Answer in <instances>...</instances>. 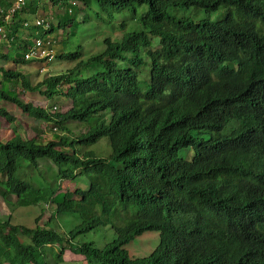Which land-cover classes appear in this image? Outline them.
Instances as JSON below:
<instances>
[{"label": "trees", "instance_id": "trees-1", "mask_svg": "<svg viewBox=\"0 0 264 264\" xmlns=\"http://www.w3.org/2000/svg\"><path fill=\"white\" fill-rule=\"evenodd\" d=\"M31 2L37 12L31 0L7 19L13 3L0 0V26L11 42L0 58L12 63L0 71L21 79L24 90L64 93L72 106L52 110L0 87V99L62 131L47 143L19 131L0 141V195L51 188L39 179L46 159L61 179L80 175L83 192L69 198L52 188L43 227L38 218L28 226L0 216V264H61L67 249L87 264H264V0H51L73 9L57 27L78 24L81 37L87 24L93 31L144 10L129 26L119 21L121 37L109 34L87 59L84 43L62 50L57 58L76 65L36 83L16 68L35 59L25 57L29 47L18 51L28 45L22 30L36 38L57 27L45 11L35 19L48 28L29 24ZM86 67L92 70L84 74ZM0 116L14 120L3 108ZM72 121L88 128L74 131ZM107 225L116 237L104 246L82 239ZM151 230L160 243L150 254L123 250Z\"/></svg>", "mask_w": 264, "mask_h": 264}, {"label": "rangeland", "instance_id": "rangeland-1", "mask_svg": "<svg viewBox=\"0 0 264 264\" xmlns=\"http://www.w3.org/2000/svg\"><path fill=\"white\" fill-rule=\"evenodd\" d=\"M38 10L34 11L33 2L28 4L29 15L27 21L32 24L35 21L36 14L42 16L45 11L46 17L51 23L58 26L59 21L62 16L71 7H66V5L53 6L51 0H37ZM82 6H84L81 3ZM73 10V9H72ZM69 10L68 13H70ZM144 10V7H139L137 11L128 10L123 14L117 16L111 25H104L102 23H97L94 25L93 31L90 29L89 25H86V30L84 35L81 37L80 28L78 24L67 26L66 30L62 27H57L55 31L49 32L46 36H41V49L45 51H50L53 56H40L35 58L29 64H18V68L22 73H24L33 83L42 81L46 76H52L56 74H61L68 72L73 66L76 65L77 61H69L57 58V55L62 52V50H72L75 49L80 43L85 44L86 50L83 55V59H87L90 56L100 52L104 45L102 40L109 34L113 38L121 37L123 31L118 27V23L121 20H125L129 25L136 22V19L140 12ZM83 16V11H76V18L81 20ZM40 18V17H39ZM41 33H43V27H39ZM27 29L22 30V35L25 39L28 38V45H22L18 51L19 53L24 52V47L27 49L35 40V36L29 33ZM71 33V34H70ZM72 33H74L72 35ZM11 48V42L7 41L5 36L0 37V52L5 53ZM12 51L15 52L14 48ZM47 58V59H46ZM11 62L0 58V66L5 68H10ZM91 71L90 67L83 68L84 74ZM64 89H67L68 85H62ZM0 87L5 88L9 91L11 95L20 96V98L26 102H32L35 105H40L43 107L51 108L57 111H67L72 106V100L64 93H59L49 98L41 92L40 90L29 91L24 90L21 79H10L6 77L0 71ZM45 89V86H42ZM0 108H3L9 112L14 120L10 123L2 116L0 120L2 126L0 128V141L6 142L11 137H13L15 131H19L26 138H36L40 143H47L51 140H56L62 131L57 128L52 127L51 124H47L44 121L35 119L30 116L27 112L22 110L20 106L13 103L12 101L0 99ZM95 122V119L92 120ZM68 126L74 131H84L88 128L87 124L81 122H70ZM102 144H96L94 146H80L79 152L96 148ZM108 147H104L102 152H98L99 155H106L105 151ZM69 152L72 148L67 147ZM38 168L40 169V178L42 180H47L51 184V188L46 184L42 186H35V189H30L26 191L22 196L16 197L9 195L4 198L0 195V216L7 214H13L14 223H21L28 226H34L36 218H38V225L45 226L50 216V210L48 208L49 202L52 199L53 192L52 188L56 192H65L66 196L69 198H80L83 192L81 186V176L77 175L71 179H61L57 175V169L52 161L40 160L38 163ZM30 175H35L36 170H29ZM53 185V187H52ZM116 237V231L110 225L103 228L95 229L92 232L86 233L82 239L85 241H93L96 247L104 246L109 241ZM160 243V234L158 231H145L141 235L134 236L133 239L125 246L123 250L129 255L134 257H142L150 254L156 246ZM63 261L61 264H87L84 255L81 253H75L67 249L63 256Z\"/></svg>", "mask_w": 264, "mask_h": 264}, {"label": "built area", "instance_id": "built-area-1", "mask_svg": "<svg viewBox=\"0 0 264 264\" xmlns=\"http://www.w3.org/2000/svg\"><path fill=\"white\" fill-rule=\"evenodd\" d=\"M12 1L13 5L9 9V13L6 16L7 19L11 18L12 13L15 11L17 8H21L24 6L26 3H28L31 0H9ZM5 7L0 6V12H4ZM35 24L44 26V28H48L49 23H45L43 18H36L35 19ZM5 35L4 28L0 26V37ZM41 36L36 37L34 42L31 44V46L28 48V50L25 53L26 58H38L40 56H50L52 57L53 54L50 51H45L41 49ZM4 264H23L20 262H14V263H4Z\"/></svg>", "mask_w": 264, "mask_h": 264}, {"label": "clouds", "instance_id": "clouds-1", "mask_svg": "<svg viewBox=\"0 0 264 264\" xmlns=\"http://www.w3.org/2000/svg\"><path fill=\"white\" fill-rule=\"evenodd\" d=\"M21 263V262H20Z\"/></svg>", "mask_w": 264, "mask_h": 264}]
</instances>
